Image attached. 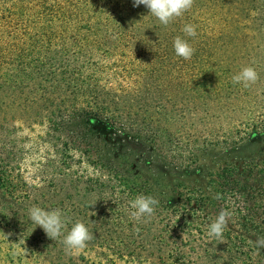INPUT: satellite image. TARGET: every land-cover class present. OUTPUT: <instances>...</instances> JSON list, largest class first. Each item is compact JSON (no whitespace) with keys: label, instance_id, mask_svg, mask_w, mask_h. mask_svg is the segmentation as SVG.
<instances>
[{"label":"trees","instance_id":"obj_1","mask_svg":"<svg viewBox=\"0 0 264 264\" xmlns=\"http://www.w3.org/2000/svg\"><path fill=\"white\" fill-rule=\"evenodd\" d=\"M176 36L191 59L175 55ZM248 66L257 81L234 85ZM214 150L220 164L190 181ZM59 179L114 208L152 196L198 235L227 210L226 252L260 264L249 241L264 237V0H193L167 26L132 0H0V264H50L22 206ZM98 248L90 264L122 253Z\"/></svg>","mask_w":264,"mask_h":264},{"label":"rangeland","instance_id":"obj_2","mask_svg":"<svg viewBox=\"0 0 264 264\" xmlns=\"http://www.w3.org/2000/svg\"><path fill=\"white\" fill-rule=\"evenodd\" d=\"M221 159L219 151H209L199 163L195 177L189 180L197 179L202 184L207 171L214 170ZM154 168H158L161 175L164 172L176 179L187 180L181 178L180 171L170 172L161 163ZM161 183H165L164 178ZM165 190V187L158 188L156 192L165 194ZM112 201V197L108 194H104L101 198L90 196L86 192L85 185L71 182L70 179H59L55 188H50L48 185L35 187L22 208L28 216V226L32 237L42 247L44 259L50 264H90L89 259L97 256L100 252L98 245L103 241H109L111 245L122 250L119 255L111 257L107 264L243 263L242 257H232L226 252L227 243L223 237L222 239L209 238L207 232L202 235L182 232L176 227V220L164 211H154L151 217L137 222L129 216L130 209L127 201L124 200L119 208H114ZM34 205L45 209H61L69 222L67 225L69 229L73 223L81 221L89 228L93 239L87 242L85 249L77 254L69 255L61 243L62 237L49 239L41 228H35L30 221L28 213ZM230 225L234 227L232 222L229 223V227ZM256 251L259 255H264V248H256ZM177 252L182 253L184 257L178 258ZM259 262L264 264V259H259Z\"/></svg>","mask_w":264,"mask_h":264},{"label":"clouds","instance_id":"obj_3","mask_svg":"<svg viewBox=\"0 0 264 264\" xmlns=\"http://www.w3.org/2000/svg\"><path fill=\"white\" fill-rule=\"evenodd\" d=\"M192 3L193 0H132L133 7L143 5L148 9V15L155 17L163 26H167L174 19L181 17L192 7ZM182 32L184 37L189 38H195L198 35L197 26L190 23L183 26ZM184 37L176 36L173 39V49L176 56L189 60L195 50L189 40ZM231 79L234 85L239 84L247 88L257 81L258 73L254 67L248 66L234 74ZM157 204L158 201L152 196L137 195L129 201V216L132 220L140 222L143 218L151 217L154 214ZM28 214L35 228H41L49 239L62 237L61 243L69 255L79 253L86 248L87 242L93 239V234L81 221H76L69 229L67 227L69 222L61 209H45L34 205L29 209ZM231 215L229 211L221 210L214 219H210L206 225L208 237L222 239ZM3 236L8 241V236L5 234ZM249 243L257 249L264 248V237H258ZM24 251L26 252V250Z\"/></svg>","mask_w":264,"mask_h":264}]
</instances>
